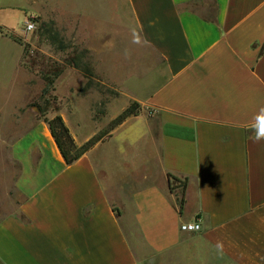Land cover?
Masks as SVG:
<instances>
[{"label": "crops", "instance_id": "crops-1", "mask_svg": "<svg viewBox=\"0 0 264 264\" xmlns=\"http://www.w3.org/2000/svg\"><path fill=\"white\" fill-rule=\"evenodd\" d=\"M31 1L0 0V27L16 33ZM75 3L100 21L125 5L155 71L141 112L71 163L42 125L11 144L22 200L0 219V264H264V0ZM16 50L0 31V69Z\"/></svg>", "mask_w": 264, "mask_h": 264}, {"label": "rangeland", "instance_id": "rangeland-1", "mask_svg": "<svg viewBox=\"0 0 264 264\" xmlns=\"http://www.w3.org/2000/svg\"><path fill=\"white\" fill-rule=\"evenodd\" d=\"M75 2L32 0L35 11L26 19L35 27L27 35L19 17L12 21L16 33L0 27L20 58L0 69L1 77L13 81L12 95L0 91V219L22 200L14 186L19 165L10 149L28 130L42 125L67 162L141 112L135 97L142 96L155 63L152 54L136 52L141 45L131 23L127 35L125 5L114 4L111 11L107 4L104 16L110 19L100 21L79 14ZM125 230L139 240L135 228Z\"/></svg>", "mask_w": 264, "mask_h": 264}, {"label": "built area", "instance_id": "built-area-1", "mask_svg": "<svg viewBox=\"0 0 264 264\" xmlns=\"http://www.w3.org/2000/svg\"><path fill=\"white\" fill-rule=\"evenodd\" d=\"M35 23L31 19H26L23 25L22 34L27 35L34 30ZM182 232L193 233L200 230V224L198 222H185L180 225Z\"/></svg>", "mask_w": 264, "mask_h": 264}, {"label": "clouds", "instance_id": "clouds-1", "mask_svg": "<svg viewBox=\"0 0 264 264\" xmlns=\"http://www.w3.org/2000/svg\"><path fill=\"white\" fill-rule=\"evenodd\" d=\"M252 130L254 132V138L257 141L264 140V109H262L261 113L255 118Z\"/></svg>", "mask_w": 264, "mask_h": 264}, {"label": "trees", "instance_id": "trees-1", "mask_svg": "<svg viewBox=\"0 0 264 264\" xmlns=\"http://www.w3.org/2000/svg\"><path fill=\"white\" fill-rule=\"evenodd\" d=\"M86 150H87V149H85V148L80 149V151L77 153V156H79L80 154H82V153L85 152ZM77 156H76V157H77ZM76 157H75V158H76ZM75 158H74V159H75ZM74 159H73V160H74ZM73 160H69V161H67V163H71Z\"/></svg>", "mask_w": 264, "mask_h": 264}, {"label": "bare ground", "instance_id": "bare-ground-1", "mask_svg": "<svg viewBox=\"0 0 264 264\" xmlns=\"http://www.w3.org/2000/svg\"><path fill=\"white\" fill-rule=\"evenodd\" d=\"M46 131V130H45Z\"/></svg>", "mask_w": 264, "mask_h": 264}]
</instances>
